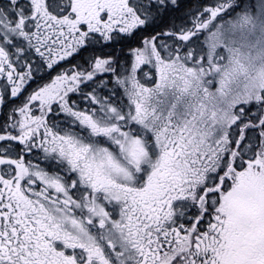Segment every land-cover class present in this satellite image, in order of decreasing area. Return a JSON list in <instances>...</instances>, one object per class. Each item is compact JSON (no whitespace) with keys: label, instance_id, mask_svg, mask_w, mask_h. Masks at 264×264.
Masks as SVG:
<instances>
[{"label":"snow or ice","instance_id":"obj_1","mask_svg":"<svg viewBox=\"0 0 264 264\" xmlns=\"http://www.w3.org/2000/svg\"><path fill=\"white\" fill-rule=\"evenodd\" d=\"M0 264H264V0H0Z\"/></svg>","mask_w":264,"mask_h":264}]
</instances>
